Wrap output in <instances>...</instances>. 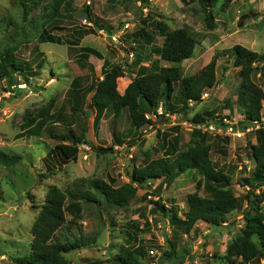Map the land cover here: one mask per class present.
I'll use <instances>...</instances> for the list:
<instances>
[{
	"label": "rangeland",
	"instance_id": "1",
	"mask_svg": "<svg viewBox=\"0 0 264 264\" xmlns=\"http://www.w3.org/2000/svg\"><path fill=\"white\" fill-rule=\"evenodd\" d=\"M53 1L41 0L40 4H31L30 9L24 10L19 0H0V55L13 49L16 59L26 64L24 72L0 82V153L21 157L13 166L0 163V216H7L0 220V264H16L13 259L30 253L32 228L50 187L64 191L68 204L77 199L75 191L83 180L102 179L117 188L129 184L135 168L160 158L172 160L174 155L164 153L162 134L175 127L179 130L170 133L169 140L177 136L180 151H187L200 141L211 146L216 168L230 177V188L241 207L229 214L220 227L199 221L186 232L185 225L173 222L172 213L168 216L153 213V202L160 201L178 219L185 220L188 196L195 192V184L201 179L192 172L177 176L171 183L164 178L147 179L144 187H135L136 194L127 207L109 205L103 198L101 203L82 199V218L77 220L67 215L65 225L53 240H80L78 249L64 255L72 264L92 261L111 264L122 246L133 249L139 245H145L148 251L143 264H228L227 249L242 234L245 225V196L251 188L245 180L252 177L255 164L250 149L256 144V130L243 123L244 108L239 104L237 92L239 69L233 66L232 49L241 45L264 54V0H232L225 10L219 2L214 11V29L206 26L199 0H69L57 15L50 17ZM87 6L107 29L100 30L87 19ZM158 20L165 21L173 30L188 28L197 42L192 58L182 64L184 75L198 74L216 60L218 84L203 95L200 103H193L186 115L165 117L156 125L139 129L137 135L128 112L124 111L115 123L126 142L118 145L113 137L114 114L108 111L96 123L97 111L89 95L83 104L90 115H76L72 110L74 97L69 91L72 84L80 82L82 88L77 93L83 94L93 74L95 78H103L105 60L125 69V75L118 80L121 93L141 66L149 68L153 62H160V67L174 66L160 59L157 49L164 39L144 23ZM53 26L61 28L53 34L61 37L63 45L39 42L43 30ZM141 28L153 34L154 41L141 47L144 61L134 65L132 35ZM89 29L95 31L81 35ZM81 47L95 48L104 57V60L90 57L93 73L80 62ZM253 80L264 92V80L259 73ZM43 110L45 116L41 114ZM206 112L215 115V118L206 117L211 125L192 122L195 115ZM262 119L264 122V100ZM221 121L233 128L225 129ZM36 128L35 136L19 137ZM72 134L81 139L80 152L76 161L65 164L55 152L59 143L55 137ZM93 147H114L115 151L103 155ZM201 195L208 196L206 192ZM15 204L14 213L8 215ZM167 239L177 243L176 256L182 263L167 255L170 252ZM151 249L159 254L153 257L149 254ZM251 264H264V259Z\"/></svg>",
	"mask_w": 264,
	"mask_h": 264
},
{
	"label": "trees",
	"instance_id": "2",
	"mask_svg": "<svg viewBox=\"0 0 264 264\" xmlns=\"http://www.w3.org/2000/svg\"><path fill=\"white\" fill-rule=\"evenodd\" d=\"M40 1L19 0L24 10L30 9L31 4H40ZM68 1L54 0L50 5V17L57 15ZM219 2H222L221 8L225 10L231 5L232 0H199L202 13L205 15L206 26L209 29L216 28L214 11L219 6ZM86 12L87 19L96 28L107 29L93 15L90 6H87ZM147 17L151 19L149 15ZM144 23L150 25L164 39L162 46L157 49L160 59L172 63L174 66L160 67V62H153L149 68L141 66L122 94L118 90V80L125 75V69L120 65H112L108 60H105L102 68L103 78H95L93 74V79L83 94L77 93V89L82 88L80 82L72 84L69 91V94L74 97L72 110L76 115L79 113L90 115L84 110L83 104V99L86 100L89 95H92L91 104L97 111L96 123H99L101 117L108 111L114 114L113 137L118 145L126 142L123 140V136L118 133L115 123V120L124 111L128 112L130 123L136 130L135 135H137L139 129L156 125L159 120L168 118V114L170 116L186 115L190 110L191 103H200L203 94L213 90L218 84L216 60L210 61L198 74L184 75L182 64L192 58L197 45L188 28L173 30L163 20ZM59 29L61 28L55 26L50 29L45 28L39 37V42L63 45L61 37L53 34L55 30ZM93 31L95 29L85 30L81 35L91 34ZM138 36L140 39H137ZM134 37V46L131 48L136 57L134 65H141L144 61L141 56V47L152 43L154 35L147 32L145 28H141L132 35V38ZM128 38L129 36L125 40ZM137 47L140 48L139 52ZM232 53L235 59L233 66L239 69L237 92L239 104L244 108L245 122L243 123L247 127V125H254L256 122L262 121L264 92L254 82L253 78L255 79L259 73L264 80V54H259L241 45L234 46ZM90 57H96L100 60H104V57L95 48L81 47L80 62L88 66L93 73L94 66L89 63ZM25 67L24 62L16 59L13 49L6 50L0 55V82H5L7 79L11 80L14 74L24 72ZM224 69L227 70L228 68L225 67ZM26 80L29 82L28 77ZM176 88H178L177 94L175 93ZM226 104L230 107L229 102ZM161 107L164 109L162 115L159 114ZM46 112L48 113V111ZM41 114L45 116V110ZM152 114L156 116V119H153ZM206 117L215 118V115L213 112H206L203 115L197 114L192 122L203 125L207 123ZM221 124H223L222 121ZM177 130L179 128L175 127L162 134L164 153L167 156L174 155L172 160L160 158L135 168L130 175L129 184L117 188L102 179L83 180V184L78 186L75 191L77 199L68 204H66L67 195L64 191L57 186L50 187L32 228L33 240L30 253L26 257L15 258L13 261L16 264H72L64 255L78 249L81 245L80 240L74 242H56L53 240L55 234L65 225L67 215H71L77 220L82 218V199L101 203L103 198L109 205L127 207L132 196L136 194L137 189L135 187H144L147 179L164 178V181L171 183L179 175L192 172L198 174L201 179L195 184V192L188 196V211L185 213V220L178 219L177 214L161 204L160 201L153 202V213H163L165 216L172 213L173 222L185 225L186 232H190L199 221L220 227L229 214L241 207L240 200L234 196L230 188V177L216 168L211 159V146H206L200 141V143L195 142L194 146L187 151H180V140L176 138L177 136L169 140L170 133ZM37 131V128L28 130L27 134H20L19 137L35 136ZM83 135L86 136L85 132ZM255 135L256 144H252L250 149L255 167L252 177L245 180L247 184H251V188L245 196L247 201V210L244 214L245 225L242 234L227 249L225 259L228 264H251L264 259V130H256ZM55 138L59 140L55 152L62 156L63 162L67 164L70 161H76L80 152L81 139L73 134L66 138H58V136ZM204 139L205 136L202 135V140L205 141ZM86 144L90 146L88 140H86ZM93 149L98 154L103 155L115 151L114 147H93ZM222 152L226 153L225 150ZM20 159L21 157L17 155L8 156L0 153V163L6 166L15 165ZM201 192H206L208 196L203 197ZM174 236H178V234L175 233ZM166 244L167 247H170V252L167 254L169 258H174L182 263L183 260H179L176 256L177 243L167 239ZM151 250H149V254ZM161 250L164 249L161 248ZM147 255L148 251L145 245H139L133 249L122 246L121 251L116 256V261H111V264H143L142 261ZM83 264H104V262L92 261Z\"/></svg>",
	"mask_w": 264,
	"mask_h": 264
},
{
	"label": "built area",
	"instance_id": "3",
	"mask_svg": "<svg viewBox=\"0 0 264 264\" xmlns=\"http://www.w3.org/2000/svg\"><path fill=\"white\" fill-rule=\"evenodd\" d=\"M159 114H160V115L163 114V110H162V108L159 109ZM149 117H150V115H149ZM154 117H156V116H153V118H154ZM225 121H227V120H225ZM254 129H255V130L264 129V122H263V119H262L261 122H256V123H255V127H254ZM238 135H241V134H238ZM150 254H151L152 256H156V255H158V252H157L156 250L152 249V250L150 251Z\"/></svg>",
	"mask_w": 264,
	"mask_h": 264
},
{
	"label": "clouds",
	"instance_id": "4",
	"mask_svg": "<svg viewBox=\"0 0 264 264\" xmlns=\"http://www.w3.org/2000/svg\"><path fill=\"white\" fill-rule=\"evenodd\" d=\"M205 94V93H204ZM203 94V95H204ZM193 103H191L190 104V106L192 105ZM162 108V110H163V112H164V109H163V107H161ZM152 116H154L153 114H152ZM170 117V115L168 114V118ZM154 118H156V117H154ZM205 125H211L210 123H205V124H203V125H201V126H205ZM221 126L222 127H224L225 129H229V128H233V126H231V125H229V124H221ZM253 127H255V124L254 125H252ZM264 130V129H263ZM206 131H207V128H206ZM204 134H208V135H210L208 132H205ZM211 153V152H210ZM159 254V253H158Z\"/></svg>",
	"mask_w": 264,
	"mask_h": 264
},
{
	"label": "water",
	"instance_id": "5",
	"mask_svg": "<svg viewBox=\"0 0 264 264\" xmlns=\"http://www.w3.org/2000/svg\"><path fill=\"white\" fill-rule=\"evenodd\" d=\"M16 205H17V204L11 206L12 208L9 210L8 215L14 213V209H13V207H15ZM6 217H7L6 215H5V216H0V220L5 219Z\"/></svg>",
	"mask_w": 264,
	"mask_h": 264
},
{
	"label": "crops",
	"instance_id": "6",
	"mask_svg": "<svg viewBox=\"0 0 264 264\" xmlns=\"http://www.w3.org/2000/svg\"><path fill=\"white\" fill-rule=\"evenodd\" d=\"M123 94V93H122Z\"/></svg>",
	"mask_w": 264,
	"mask_h": 264
}]
</instances>
